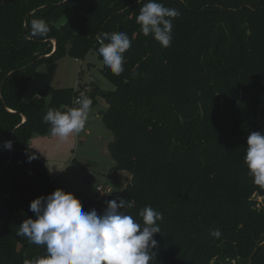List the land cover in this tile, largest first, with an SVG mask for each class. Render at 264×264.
Listing matches in <instances>:
<instances>
[{
  "label": "trees",
  "instance_id": "obj_1",
  "mask_svg": "<svg viewBox=\"0 0 264 264\" xmlns=\"http://www.w3.org/2000/svg\"><path fill=\"white\" fill-rule=\"evenodd\" d=\"M147 2L0 0V264L46 254L16 235L35 219L30 203L60 189L30 140L50 133L49 108L64 112L83 97L91 107L105 99L112 171L131 175L114 200L130 203L122 211L138 223L146 206L162 213L150 264H264V187L244 163L248 135L264 131V0H157L180 13L167 48L136 23ZM32 19L47 22L46 38L25 39ZM118 31L131 47L120 75L102 68L113 91L92 82L48 87L44 97L25 100L42 65L98 54L99 34ZM74 196L85 213L102 214L103 202ZM217 229L219 238L211 235Z\"/></svg>",
  "mask_w": 264,
  "mask_h": 264
},
{
  "label": "clouds",
  "instance_id": "obj_2",
  "mask_svg": "<svg viewBox=\"0 0 264 264\" xmlns=\"http://www.w3.org/2000/svg\"><path fill=\"white\" fill-rule=\"evenodd\" d=\"M179 15L174 8L148 0L136 16V23L145 37L151 36L167 48L173 40L172 20ZM49 31L45 20L32 19L30 35L25 39L46 38ZM98 39L97 51L103 64L120 75L124 71V53L131 47L129 36L124 31L103 32ZM76 103L78 107L64 112L49 108L43 116L50 125V135L61 143L85 129L93 101L83 97ZM3 148L11 150L13 142H3ZM36 158L35 154L28 156L29 162ZM244 163L252 182L264 187V131L248 135ZM126 207L132 205L125 199L109 200L101 215L95 209L88 214L72 193L62 189L34 199L29 210L35 219L24 220L16 235L27 239L29 245L44 246L46 254L25 259L24 264H150L156 255L153 250L158 247L154 236L160 233L158 221L162 220V213L146 206L139 212L143 223H138L122 211ZM211 235L219 238L221 232L217 229Z\"/></svg>",
  "mask_w": 264,
  "mask_h": 264
},
{
  "label": "rangeland",
  "instance_id": "obj_3",
  "mask_svg": "<svg viewBox=\"0 0 264 264\" xmlns=\"http://www.w3.org/2000/svg\"><path fill=\"white\" fill-rule=\"evenodd\" d=\"M71 15L72 12H68L61 23H65ZM103 66V61L95 50L90 51L84 60L77 61L67 57L60 63L42 65L25 93V100L30 102L38 97L37 90L43 85L45 76L52 80V88L81 89L93 81L103 90L113 91L115 86L103 75ZM106 109L105 99L99 98L98 104L91 107L85 129L78 135L70 136L66 142H59L50 133L35 134L30 140V147L46 163L54 185L87 202H103V205H98L101 213L105 210L107 201L111 200L110 197L114 200L116 194L131 182L129 172L112 171L116 163L109 154L108 147L114 140V135L104 126L100 115ZM87 177L91 178L90 185L83 183ZM99 187L104 189L102 194L98 191ZM258 200L264 202L263 198Z\"/></svg>",
  "mask_w": 264,
  "mask_h": 264
},
{
  "label": "crops",
  "instance_id": "obj_4",
  "mask_svg": "<svg viewBox=\"0 0 264 264\" xmlns=\"http://www.w3.org/2000/svg\"><path fill=\"white\" fill-rule=\"evenodd\" d=\"M65 60V59H64ZM63 61V60H62ZM62 61H60V62H62ZM77 61H79V60H77ZM60 62H57V63H60ZM41 69V68H40ZM39 69V70H40ZM39 70L37 71V72H39ZM47 79H49V80H47ZM47 80V81H46ZM46 81V82H45ZM51 79L47 76H45V80H44V82H43V85L37 90L38 91V95L37 96H40V91H44L46 88H48V87H53L52 86V84H50L51 83ZM56 88V87H55ZM75 89H77V88H75ZM103 111H106V110H102L101 112H103ZM52 180H53V178H52ZM53 182H54V180H53Z\"/></svg>",
  "mask_w": 264,
  "mask_h": 264
},
{
  "label": "water",
  "instance_id": "obj_5",
  "mask_svg": "<svg viewBox=\"0 0 264 264\" xmlns=\"http://www.w3.org/2000/svg\"><path fill=\"white\" fill-rule=\"evenodd\" d=\"M92 82H93V81H91L90 83H92ZM40 96H41V97H44V96H45V93H43V92L40 93ZM90 179H91L90 177H87V178L84 180L83 183L86 184V185H90V184H91Z\"/></svg>",
  "mask_w": 264,
  "mask_h": 264
},
{
  "label": "built area",
  "instance_id": "obj_6",
  "mask_svg": "<svg viewBox=\"0 0 264 264\" xmlns=\"http://www.w3.org/2000/svg\"><path fill=\"white\" fill-rule=\"evenodd\" d=\"M85 95V91L81 92L80 96H84ZM103 188H98V191L101 192V194L103 193Z\"/></svg>",
  "mask_w": 264,
  "mask_h": 264
}]
</instances>
